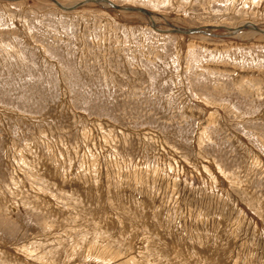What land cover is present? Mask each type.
<instances>
[{
  "label": "rangeland",
  "instance_id": "374dc122",
  "mask_svg": "<svg viewBox=\"0 0 264 264\" xmlns=\"http://www.w3.org/2000/svg\"><path fill=\"white\" fill-rule=\"evenodd\" d=\"M110 1L0 0V264H264V0Z\"/></svg>",
  "mask_w": 264,
  "mask_h": 264
},
{
  "label": "water",
  "instance_id": "95a60500",
  "mask_svg": "<svg viewBox=\"0 0 264 264\" xmlns=\"http://www.w3.org/2000/svg\"><path fill=\"white\" fill-rule=\"evenodd\" d=\"M10 1H18V0H10ZM52 1L54 4H56L60 9L62 10H72L78 6H80L81 4L85 3V2H95V3H106L108 4L110 7L114 8V9H119V10H129V11H138L141 12L143 14H145L148 17H151V12H149L148 10L141 8V7H133V6H119L114 4L112 1L110 0H83L81 2L76 3L73 6H64L62 5L60 2H58V0H50ZM220 26H203L200 28H189V29H182V28H176V27H172L170 30H167L169 32H176V33H185V34H193V33H201L204 35H215L212 34L210 32L211 29L213 28H218ZM245 29H252L254 31H257L259 33L264 34V29L260 28L258 25L251 23V22H246L242 25H240L239 27L236 28H229V30H231V34H234L236 32H240L242 30Z\"/></svg>",
  "mask_w": 264,
  "mask_h": 264
}]
</instances>
